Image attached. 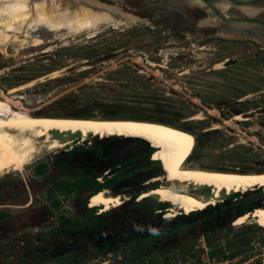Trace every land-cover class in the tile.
I'll return each mask as SVG.
<instances>
[{"label":"rangeland","instance_id":"1","mask_svg":"<svg viewBox=\"0 0 264 264\" xmlns=\"http://www.w3.org/2000/svg\"><path fill=\"white\" fill-rule=\"evenodd\" d=\"M61 1L64 7H74L69 0ZM91 1L134 19L126 26L102 23L89 30L42 35L39 46L28 47V40L5 42L2 36L0 101L50 114L161 119L197 132L192 162L264 171L260 43L192 34L140 15L129 3ZM240 114L241 120L236 119ZM49 154L42 148L23 170L0 175V210L10 213L0 220V264H174L175 260L204 264V242L213 264L227 259L232 260L228 264H264V218L242 220L247 211L261 205L254 204L261 190L246 194V201H254L243 212L242 205L225 200L186 217L166 209L170 217L162 219L155 212L156 201L145 199L131 206L135 213H130L131 207L116 209L103 213L105 218L95 228L69 231L59 228V212L44 197L51 176L33 182L38 190L32 197L24 192V180L34 179L31 168ZM48 162L54 178L55 168L58 171L66 157L53 156ZM93 201L99 206L95 197ZM64 210L77 215L84 209ZM237 216L240 221L234 219ZM158 233L163 237L150 239ZM231 253L237 255L231 258Z\"/></svg>","mask_w":264,"mask_h":264},{"label":"bare ground","instance_id":"2","mask_svg":"<svg viewBox=\"0 0 264 264\" xmlns=\"http://www.w3.org/2000/svg\"><path fill=\"white\" fill-rule=\"evenodd\" d=\"M69 1L74 7H64L61 0H0V38L4 36L5 42L28 40V47L39 46L44 40L42 35L56 36L64 31L89 30L102 23L126 26L134 19L131 16H115L110 10L92 8L84 0L79 4ZM180 2L183 7H193L197 1ZM243 9L249 15L258 11L250 7ZM206 17L205 22L215 20L208 15ZM52 74L56 76L57 71ZM235 118L240 119L242 115ZM167 122L131 116L50 114L28 110L15 102L0 101V175L23 170L42 148L51 151L78 139H91L96 143L122 138L128 141L140 139L145 145L158 147L159 156L166 158L164 169L168 172L154 175L139 186L112 195L105 190L98 192L95 202L103 212L112 211L125 203L138 188L142 190L139 200L153 194H164L163 200L168 205L166 212L177 216L203 211L210 205L224 202L235 193L248 194L264 186V171H247L241 167L215 168L192 162L190 159L196 150L197 132ZM154 184L158 185L144 190ZM259 218H264V205L246 213L242 220L246 222Z\"/></svg>","mask_w":264,"mask_h":264},{"label":"flooded vegetation","instance_id":"3","mask_svg":"<svg viewBox=\"0 0 264 264\" xmlns=\"http://www.w3.org/2000/svg\"><path fill=\"white\" fill-rule=\"evenodd\" d=\"M257 9L258 11L255 15H249L244 11L243 8H237L236 10L243 13L245 16H254L264 22V4ZM260 10H263L262 13ZM147 15L152 20L161 22L173 29H182L192 34H204L205 36L217 34L236 38L237 40L250 39L253 42L260 43L264 47L263 25L254 24V27L252 28L254 32L252 33L218 30V28H215L217 27L215 24H208V22H206L204 25L200 24L201 21H197V18L200 16L199 12L195 9H190L186 14L175 12L166 19H162V17L157 16L154 12H148ZM49 153L50 154L48 155V158H38L36 164H34L31 168L34 174L32 177L36 179V182L31 177L24 180L23 183H26L24 186V192L26 196L29 194V196L32 197L33 190H38L37 184L34 183H39L38 181H42L43 178L46 179L47 177L51 176L49 179L50 183H48L45 188L44 197L49 207L59 212L57 216L59 228L69 231L77 232L86 229L87 227L95 228L100 222H102L103 218H105L103 215L105 213L111 212V210L103 212L101 210V206H96L94 204L93 200L98 192L105 190L108 191V195H112L117 192H122L126 189L139 186V184H141L143 181L150 180L154 175L157 176L168 172L167 169H164L165 157L162 158L157 156V153H159V148L145 145L143 140L140 139L128 141L122 138H112L96 143L91 139H78L71 144H68V146L51 150ZM58 155H64L66 157V162L64 165L59 167L58 171L55 168L56 174L53 178L52 174H50L51 170L49 168L48 160L53 156L57 157ZM145 175L147 179H144ZM39 185L42 186V184ZM157 185L158 184H154L145 188L144 190H149L150 188L156 187ZM259 190H261L263 193L261 191L257 192L258 190L254 191L257 192L256 198H259V202H255L254 204H261L259 205L260 207L264 205V198H262L264 195V186ZM141 192L142 190L138 188L137 191H134V193L131 194L125 203L117 208L112 209V211L116 209H128L132 205H139L141 201H145L146 199L148 201H156L155 206L158 208L155 212L160 213L159 216L162 219H167L170 217L168 213L164 212L166 209H168V205L163 201L164 194H153L151 196H146L142 200H139V194ZM245 199L246 194L238 192L231 195L226 200L230 202H237L242 205L244 208L241 209V212H243L244 210L250 208V206H252V202L254 201L251 198L248 199L249 201H246ZM66 202L70 203V205H68ZM221 203L219 202V204ZM249 204L250 206H248ZM212 206L213 205H210L207 209L211 208ZM71 207H80L84 210H82L81 214L70 215L64 209ZM98 208H100L99 212ZM131 209L132 210H130V213H135L134 208L131 207ZM196 212L197 211H194L192 215H195ZM244 214L245 213L239 216L241 217ZM183 215L185 216L188 214ZM239 216L234 219L236 220L239 218ZM68 219H78L81 227L73 228L62 225V221ZM235 220H233L234 224ZM170 232L174 233V229L170 230ZM159 234H161V237L164 235V233H158L150 239L154 240L156 238H161L158 236ZM41 251L49 252V250L46 248H43Z\"/></svg>","mask_w":264,"mask_h":264},{"label":"water","instance_id":"4","mask_svg":"<svg viewBox=\"0 0 264 264\" xmlns=\"http://www.w3.org/2000/svg\"><path fill=\"white\" fill-rule=\"evenodd\" d=\"M109 1L121 3V6L129 3L137 8L136 12L140 15L148 16V12H154L157 16L162 17V19L169 18V16L175 12L186 14L190 9H195L199 12V17L208 15L210 18L215 19L214 22L209 21L208 23L215 24L217 25L215 28L224 31L230 30L252 33L254 32L252 30L254 24L264 26V22L257 17L245 16L243 13L236 10L237 8L261 7L264 4V0H194L197 2L193 3V7H183L181 5L180 1L187 0H108V2ZM84 2L95 9L104 8L105 10H110L115 16L126 17L123 13H116L111 7L95 6V1L84 0ZM205 23V21L200 22L202 25Z\"/></svg>","mask_w":264,"mask_h":264},{"label":"trees","instance_id":"5","mask_svg":"<svg viewBox=\"0 0 264 264\" xmlns=\"http://www.w3.org/2000/svg\"><path fill=\"white\" fill-rule=\"evenodd\" d=\"M95 181V180H94ZM93 181V182H94ZM100 189V188H99ZM98 190V189H97ZM194 213V212H193ZM192 213V214H193ZM10 215V213L9 212H7V211H5V210H0V220H2V219H5V218H7L8 216ZM186 216V215H185ZM62 225H64V226H66V227H73V228H78V227H81V224H80V222H79V220L78 219H75V220H63L62 221ZM180 228V226H178L177 225V227L175 228V229H179ZM159 237H161V234H159L158 235ZM154 239V238H153ZM237 254L236 253H231L230 255H229V257H231V258H233V257H235ZM71 257V256H70Z\"/></svg>","mask_w":264,"mask_h":264},{"label":"built area","instance_id":"6","mask_svg":"<svg viewBox=\"0 0 264 264\" xmlns=\"http://www.w3.org/2000/svg\"><path fill=\"white\" fill-rule=\"evenodd\" d=\"M202 248L204 249L203 250V253H202V261L204 262V264H213V263H211V261H210V248L206 245V243L204 242L203 244H202ZM190 255V257L192 258V259H195L194 258V254L193 253H191V254H189ZM232 260H229V259H227L225 262H224V264H228V263H230ZM161 264H167V263H165V262H163V263H161ZM174 264H190V262L188 261V263H183L181 260H175V263Z\"/></svg>","mask_w":264,"mask_h":264}]
</instances>
